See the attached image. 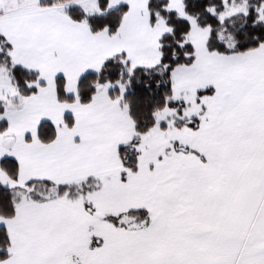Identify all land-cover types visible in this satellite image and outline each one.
Returning <instances> with one entry per match:
<instances>
[{"label": "snow or ice", "instance_id": "6c2138e0", "mask_svg": "<svg viewBox=\"0 0 264 264\" xmlns=\"http://www.w3.org/2000/svg\"><path fill=\"white\" fill-rule=\"evenodd\" d=\"M0 264H264V0H0Z\"/></svg>", "mask_w": 264, "mask_h": 264}]
</instances>
